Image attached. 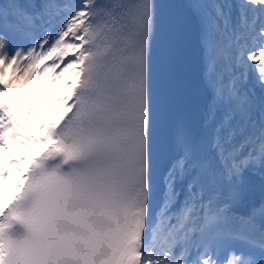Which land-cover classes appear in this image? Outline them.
Wrapping results in <instances>:
<instances>
[{
	"label": "snow or ice",
	"instance_id": "obj_1",
	"mask_svg": "<svg viewBox=\"0 0 264 264\" xmlns=\"http://www.w3.org/2000/svg\"><path fill=\"white\" fill-rule=\"evenodd\" d=\"M8 67L0 264H264V0H0Z\"/></svg>",
	"mask_w": 264,
	"mask_h": 264
},
{
	"label": "bare ground",
	"instance_id": "obj_2",
	"mask_svg": "<svg viewBox=\"0 0 264 264\" xmlns=\"http://www.w3.org/2000/svg\"><path fill=\"white\" fill-rule=\"evenodd\" d=\"M19 80L21 81V76H19L18 78V74L13 73V69L11 67L5 69L4 74L0 77V84L8 85L11 88V94L0 97V102L10 101L11 104L13 105V111L17 113H20V109H25V110L29 108L38 109L39 110L38 112H33L31 116H28L26 118L23 115H21V119L24 124H26L28 127H34L36 121L40 118L41 114L47 115L46 105L51 102V98L53 96L60 94L61 92L54 91L50 93L47 98L39 101L37 99L38 98L37 93L34 94L31 93V91L34 90H30L29 92H26V91H22L21 88L18 87L17 84H19ZM25 151L27 150L22 148L18 149L19 153H23ZM18 152L13 151L9 153L7 156L9 155L16 156ZM12 193H7L6 195L4 193H0V195H3L4 201H7L11 198Z\"/></svg>",
	"mask_w": 264,
	"mask_h": 264
},
{
	"label": "rangeland",
	"instance_id": "obj_3",
	"mask_svg": "<svg viewBox=\"0 0 264 264\" xmlns=\"http://www.w3.org/2000/svg\"><path fill=\"white\" fill-rule=\"evenodd\" d=\"M23 79H26V75L23 76ZM50 77H44L42 80L39 79L37 82L34 83L33 85V80L32 79H27L26 83L27 85H19V88L23 91H29L30 89H35L36 92L38 93V100H43L49 96L50 93L56 91V92H63L64 89L60 86L59 82H56L55 84L49 85ZM34 86V87H33ZM38 102V101H37ZM0 155H5L6 154H0Z\"/></svg>",
	"mask_w": 264,
	"mask_h": 264
}]
</instances>
